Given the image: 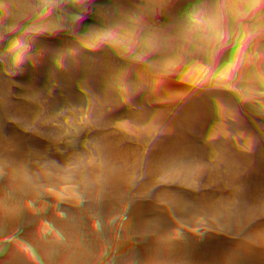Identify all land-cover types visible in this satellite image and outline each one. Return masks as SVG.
I'll list each match as a JSON object with an SVG mask.
<instances>
[{
	"label": "crops",
	"instance_id": "obj_1",
	"mask_svg": "<svg viewBox=\"0 0 264 264\" xmlns=\"http://www.w3.org/2000/svg\"><path fill=\"white\" fill-rule=\"evenodd\" d=\"M12 1L0 264H264V0Z\"/></svg>",
	"mask_w": 264,
	"mask_h": 264
},
{
	"label": "built area",
	"instance_id": "obj_2",
	"mask_svg": "<svg viewBox=\"0 0 264 264\" xmlns=\"http://www.w3.org/2000/svg\"><path fill=\"white\" fill-rule=\"evenodd\" d=\"M264 43V35H258L256 37L245 36L241 42L236 41H225L218 46V53L221 58V65L223 73L225 74L228 80L234 78L235 68L243 62L246 57L245 53L247 52L248 57L252 56ZM224 94L230 100L229 90H225ZM216 96L218 94H215ZM259 243V242H257ZM254 243H247L241 250L242 253H245L249 248H251Z\"/></svg>",
	"mask_w": 264,
	"mask_h": 264
},
{
	"label": "clouds",
	"instance_id": "obj_3",
	"mask_svg": "<svg viewBox=\"0 0 264 264\" xmlns=\"http://www.w3.org/2000/svg\"><path fill=\"white\" fill-rule=\"evenodd\" d=\"M101 18H102V25L103 27L101 28L100 32L105 34V35H114L115 30L117 28L123 27V25L118 22L113 20V18L105 13H101ZM76 19H80V17H76ZM106 41H94L92 43L85 44V47L88 48L89 50H96L100 48L101 44L105 43ZM116 52L118 55L123 56V50L122 49H116ZM35 55H39V52L34 53ZM59 67L61 69H65L64 64H59ZM164 72L158 73L157 75H163Z\"/></svg>",
	"mask_w": 264,
	"mask_h": 264
},
{
	"label": "rangeland",
	"instance_id": "obj_4",
	"mask_svg": "<svg viewBox=\"0 0 264 264\" xmlns=\"http://www.w3.org/2000/svg\"><path fill=\"white\" fill-rule=\"evenodd\" d=\"M5 5L7 8H11V5L13 7V1L12 0H4ZM3 78H0V82L2 83Z\"/></svg>",
	"mask_w": 264,
	"mask_h": 264
},
{
	"label": "snow or ice",
	"instance_id": "obj_5",
	"mask_svg": "<svg viewBox=\"0 0 264 264\" xmlns=\"http://www.w3.org/2000/svg\"><path fill=\"white\" fill-rule=\"evenodd\" d=\"M15 47H17V48H18V47H19V45L17 44V45H15ZM19 59H20V57L18 56V57H17V60H19ZM61 215H63V213H61Z\"/></svg>",
	"mask_w": 264,
	"mask_h": 264
}]
</instances>
